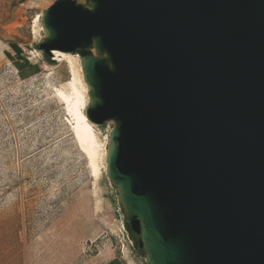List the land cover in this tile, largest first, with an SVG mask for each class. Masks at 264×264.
Here are the masks:
<instances>
[{
	"label": "water",
	"instance_id": "95a60500",
	"mask_svg": "<svg viewBox=\"0 0 264 264\" xmlns=\"http://www.w3.org/2000/svg\"><path fill=\"white\" fill-rule=\"evenodd\" d=\"M144 264H264V0H54Z\"/></svg>",
	"mask_w": 264,
	"mask_h": 264
},
{
	"label": "rangeland",
	"instance_id": "374dc122",
	"mask_svg": "<svg viewBox=\"0 0 264 264\" xmlns=\"http://www.w3.org/2000/svg\"><path fill=\"white\" fill-rule=\"evenodd\" d=\"M53 2L0 0V264H106L123 250L144 264L104 172L93 176L55 96L72 68L38 50L40 16ZM110 126L95 125L100 151Z\"/></svg>",
	"mask_w": 264,
	"mask_h": 264
},
{
	"label": "bare ground",
	"instance_id": "6f19581e",
	"mask_svg": "<svg viewBox=\"0 0 264 264\" xmlns=\"http://www.w3.org/2000/svg\"><path fill=\"white\" fill-rule=\"evenodd\" d=\"M52 54L57 57L56 60L58 62L66 61L71 66L68 67L72 68L71 80L63 85L62 88L55 89V96L61 102H63L66 113L69 116L68 122L71 128L74 142L87 156L92 174L95 178H97L100 172H104L105 170L104 151L107 137L105 139L103 148L100 151L95 132V125L90 123L85 116V109L88 103V88L83 82L80 68L76 66L74 68V64L76 63V56L58 51H53ZM43 67H45V64L43 65ZM54 88L56 87L54 86ZM123 254L124 257L122 258L126 261H130L129 258H127V250H123ZM101 256L102 255L100 254V257Z\"/></svg>",
	"mask_w": 264,
	"mask_h": 264
},
{
	"label": "trees",
	"instance_id": "16d2710c",
	"mask_svg": "<svg viewBox=\"0 0 264 264\" xmlns=\"http://www.w3.org/2000/svg\"><path fill=\"white\" fill-rule=\"evenodd\" d=\"M11 48L14 50L15 55H16L17 57H19V56L21 55V51H20L19 47H17L16 45H12ZM44 60H45L47 63H51V62H53V61H50L49 58H45ZM19 61L22 62V64H23L24 66H26V64H28L27 61H26V59H19ZM16 69H17L18 73H19L20 75H22V71H21L22 69H21V67H20L19 65H16Z\"/></svg>",
	"mask_w": 264,
	"mask_h": 264
},
{
	"label": "crops",
	"instance_id": "0c3cea01",
	"mask_svg": "<svg viewBox=\"0 0 264 264\" xmlns=\"http://www.w3.org/2000/svg\"><path fill=\"white\" fill-rule=\"evenodd\" d=\"M22 69V68H21ZM22 71V70H21ZM135 264V262L132 261H126L125 259H111L106 264ZM137 264V263H136Z\"/></svg>",
	"mask_w": 264,
	"mask_h": 264
}]
</instances>
